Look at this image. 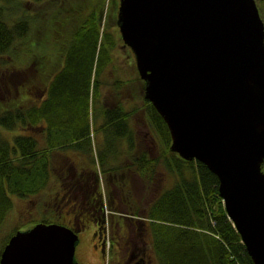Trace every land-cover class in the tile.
<instances>
[{
  "label": "water",
  "instance_id": "water-1",
  "mask_svg": "<svg viewBox=\"0 0 264 264\" xmlns=\"http://www.w3.org/2000/svg\"><path fill=\"white\" fill-rule=\"evenodd\" d=\"M145 97L171 150L217 174L229 217L264 264V19L257 0H120ZM79 232L40 221L19 229L0 264H79Z\"/></svg>",
  "mask_w": 264,
  "mask_h": 264
},
{
  "label": "trees",
  "instance_id": "trees-1",
  "mask_svg": "<svg viewBox=\"0 0 264 264\" xmlns=\"http://www.w3.org/2000/svg\"><path fill=\"white\" fill-rule=\"evenodd\" d=\"M74 1L64 0L63 6ZM85 1L88 0H83V6L72 4L70 7V15L79 13L82 20L78 32H66L70 39L69 45L76 36L77 39L68 47L69 69L63 78L52 83V90H48L47 97L40 104L8 109L0 118V126L26 131L14 135L13 141L5 134H0V229L14 205L10 192L22 198L43 194L41 191L46 190L50 180L51 158L59 152L54 147L70 137H76L77 146L80 147L86 140L84 134L89 132V96L98 43L100 68L97 66L93 93H98L101 87L98 76L102 74L103 58L112 61L116 53L108 52V48L104 47L101 41L104 37L110 40V47L115 43L105 28L101 32L100 26L95 23L93 11L83 13L88 9ZM257 1L264 19V0ZM111 3L115 9V1ZM59 14L60 11H56L48 23H54L62 29ZM29 19L22 17L11 22L10 18L0 13V54L12 53L11 61L15 56L14 50H18L14 42L19 37L24 39L29 33V22H32ZM13 71L9 66L5 75ZM147 106L150 124L159 133L164 150L159 156L148 157L145 166H149L148 171L153 173L155 167L162 164L175 177L172 187L163 190L154 199L147 214L150 243L158 264H255L234 221L228 215L219 193L217 174L204 162L186 160L172 151V137L167 123L149 100ZM120 108V105L116 107L117 119L108 121L107 124L111 126L107 127L116 138H128L134 131L128 121L129 115ZM262 168L264 170V162ZM40 221L52 222L48 219ZM19 229L16 228L4 242L0 258L9 238Z\"/></svg>",
  "mask_w": 264,
  "mask_h": 264
},
{
  "label": "rangeland",
  "instance_id": "rangeland-1",
  "mask_svg": "<svg viewBox=\"0 0 264 264\" xmlns=\"http://www.w3.org/2000/svg\"><path fill=\"white\" fill-rule=\"evenodd\" d=\"M63 1L64 0H41L34 3L33 0H16V2L14 1L12 3H6L4 0H0V13H2L5 18H10L11 22L22 17H30L29 20L32 21L29 22V33L25 35L24 39L19 37L20 39L18 38L16 42H14L15 45L13 44L18 48V50H14L15 52L13 51L15 55L14 59L11 61L13 57L12 53L0 54V71L2 73L6 72V69H9L10 66L11 71H17V69H19L18 71H23L21 74L26 76L22 79V76L20 77L19 73H17L16 80L21 79V81L12 82L9 81L10 78L8 77H5V80L2 79L3 83L0 81V118L4 116L3 114L6 113L8 109H15L22 106L28 108L32 104L38 105L46 96L48 71V68L46 69V54L51 53L48 54V57H52V60L56 62L57 46L60 47L61 43H66L65 40H68L69 44L70 39L66 32L71 31L72 33H75L79 25H81L80 23L82 20L81 14L76 13L72 16L69 12L72 4L83 6V0H75L69 5H65V7L63 6ZM112 1L113 0L85 1V3L88 4V9L86 12H83L84 14H87L92 10L95 16V23L100 26L101 32L105 28L109 34V37L112 38L114 40L113 42L115 43L110 47L108 45L110 40H108L106 37L101 39L104 47L108 48L107 51L116 54L114 55L112 61L106 59V57L103 58L104 65L100 71L102 74L98 76L103 84L101 85L100 83L101 87L99 85L100 88L98 96L103 99L102 102H104V99H106L110 94L109 98H111L113 105L116 107H119L120 105L123 109L129 111V118L127 116L129 124L131 128L135 130V135L139 136L136 138V140L141 138L139 135L140 131L146 132V136L144 137L146 140L148 139V141L145 140L143 144L146 145V143H148V157L151 156V158H153L155 156L161 155L160 152L164 150V145L159 133L152 128L148 118L147 100L144 99V87L146 85L145 80L139 74L132 50L130 47L122 44L124 42L121 38L117 24L120 0H114L115 9H117L116 12L111 3ZM32 11L33 14H31ZM56 11H60V17L58 19H60L59 22L62 23L61 27L63 26L61 32H59L58 28H56L57 26H55L54 23H52V25L48 23V21L52 20V15L56 14ZM75 38L77 39V36ZM74 39L69 46L73 44ZM78 41H80V39ZM99 48L100 42L98 43V50L96 52L97 56L94 62V68L92 72L93 80L91 93L89 96L88 122L89 131L91 133L90 139L92 140V150L90 149V146H86L85 149L82 150L84 151V154H79L81 159H85L87 157L90 160L91 165L97 169V171H99V177L102 182V186L103 188L104 186L107 188L108 194L109 187L113 185H110L109 183V177L112 175V173L104 169V161L106 162L108 159L114 160L118 155L124 152L127 137H117L116 141H112L110 139L106 140V142L103 141L105 140L106 136L102 133L103 131L101 129L99 120L102 121L104 119V116L102 115L104 110L102 111V108H104L105 105L104 103L102 104L99 102L98 105H102V108L96 107L95 97L97 93H93L97 66L100 68L98 64ZM67 58L69 57L67 56ZM36 62L39 63V66L42 69L39 86L36 84ZM65 67L68 68V63ZM115 74H117V77L119 78L117 85H114ZM104 81H107V87L106 84L104 85ZM106 92L108 93L106 94ZM12 102L15 103L11 108H9ZM117 115V110H115L111 119H117ZM103 122L104 121H102V124ZM0 131V134H5L7 137L9 136L10 139H13L14 135L20 134L21 132H26L19 128L10 129L4 126H0ZM100 135L102 137H100ZM128 141L130 142L129 139ZM56 156L61 157L58 154H56L55 157ZM62 158H64L63 155ZM114 178L117 182V177ZM142 178L145 181V185H140L138 188H135V194H132V200L134 201V198L136 197L138 202L131 203L129 206V214L131 217L135 216L133 219H137L138 216H142L146 221H148L147 214L150 205L154 202V199L163 192V190L172 187L175 177L170 174V172L167 171L166 168L161 164L155 167L153 173H150V171H148V174L143 173ZM10 194L14 200V205L8 212V215L0 229V250L2 249L7 238L18 227L21 229H26L27 227L33 226L36 222L42 219H48L53 222L66 224V220L63 216H60L54 211L45 209L44 204H42L43 199H39L40 201H38V203H34L31 202V200L35 196L22 198L16 193L10 192ZM45 194L46 193H43L41 196H44ZM147 199L148 201H146ZM132 223L133 222H130V224ZM137 227L139 226L134 227V224L131 226L134 235L137 233ZM114 229L118 230V224L114 225ZM94 235L93 226H88L85 230H82L79 233L80 241L76 249V259L79 264H107V262H104L103 260H99L98 263L99 256L93 246L95 237Z\"/></svg>",
  "mask_w": 264,
  "mask_h": 264
},
{
  "label": "flooded vegetation",
  "instance_id": "flooded-vegetation-1",
  "mask_svg": "<svg viewBox=\"0 0 264 264\" xmlns=\"http://www.w3.org/2000/svg\"><path fill=\"white\" fill-rule=\"evenodd\" d=\"M58 30L61 32V29L58 28ZM65 41L66 43H61L60 47L57 46L56 62L47 55V90L51 91L52 83L62 79L66 73L67 67L65 66L69 59L67 58V56L69 57V44L68 40ZM18 70L13 71L10 75H5V72L0 71L1 83L5 77L10 78L9 81L12 82L21 81V79L16 80L17 73L20 77L22 76V79L26 77L21 74L23 71ZM109 95L104 99V102L100 97L96 102V107L102 108V105H98L99 102L105 105L102 108V111L104 110L102 112L103 124L99 120L102 133L106 136L103 140L105 142L108 139L116 141L113 131L110 133L107 127L108 125L111 126L107 122L111 120L113 112L116 110V106L113 105ZM133 131V134L126 140L124 152L114 160L104 161V169L112 173L109 177V183L113 185L109 187L108 194L107 188L102 186L99 171L91 165L87 157L83 158L84 160L81 159L80 154H84L82 150L86 146H90L92 150V140L90 137H86L85 142L80 147L76 145L79 156L66 152L61 153L60 151L55 153L61 157L53 156L54 158H51L50 180L46 188V196H41V194L31 200V202L38 203L39 199H43L42 204L46 210L54 211L63 216L66 224L79 233L88 226H93V234H95L93 246L99 256L98 263L99 260L104 261L108 257L109 264H158L150 243L148 221L142 216L133 219L135 216L131 217L129 214L131 203L138 202L136 197L134 201L132 200V194H135L136 187L145 185L142 177L143 173L148 174L149 169V166H145L149 156L148 143L143 144L146 140L144 137L146 132L140 131L141 138L136 140L139 136L135 135L134 129ZM100 137L102 136L100 135ZM114 177H117V182ZM130 222H133L134 227L139 226L136 228L137 233L135 235ZM115 224H118V230L114 229Z\"/></svg>",
  "mask_w": 264,
  "mask_h": 264
},
{
  "label": "bare ground",
  "instance_id": "bare-ground-1",
  "mask_svg": "<svg viewBox=\"0 0 264 264\" xmlns=\"http://www.w3.org/2000/svg\"><path fill=\"white\" fill-rule=\"evenodd\" d=\"M31 2V1H30ZM31 3H33V2H31ZM257 3H258V1H257ZM258 7H259V3H258ZM259 10H260V7H259ZM31 14H33V11L31 12ZM119 27V26H118ZM119 31H120V29H119ZM121 34V33H120ZM121 38H122V36H121ZM123 40V39H122ZM123 42H124V40H123ZM123 45H125V46H127V47H130V45H128L127 43H122ZM130 49H131V47H130ZM132 50V49H131ZM132 52H133V50H132ZM49 54V53H48ZM48 54H46V58H47V55ZM133 54H134V52H133ZM134 58H135V54H134ZM35 69H36V71H37V76H36V84H37V86H39L40 85V78H41V75H42V72H41V70H40V66H39V63L38 62H36V64H35ZM107 71V70H106ZM66 72H67V70H66ZM106 73V72H105ZM118 82H119V78L118 77H114V85H117L118 84ZM103 83L101 82V85H102ZM104 84H107V81H104ZM100 85V86H101ZM104 86V85H103ZM47 95H48V90H47V94H46V96H45V98L47 97ZM97 95H98V93H97ZM99 98V96L97 97V99ZM146 98V97H145ZM146 100H149L148 98H146ZM150 101V100H149ZM96 102H97V100H96ZM151 102V101H150ZM152 103V102H151ZM153 104V103H152ZM156 108V107H155ZM121 109V108H120ZM53 110V109H52ZM124 113H126L127 115H130V113H129V111H127V110H125V109H121ZM162 116V115H161ZM163 117V116H162ZM125 119V117H123L122 118V120H124ZM163 119H164V117H163ZM165 120V119H164ZM165 122H166V120H165ZM167 123V122H166ZM90 131L89 132H87V133H85L84 134V137H91L90 136ZM76 145H77V138L76 137H70V138H67L65 141H61L58 145H56L55 147H54V149H56V150H59L61 153L62 152H66L67 154H74V155H78V152H79V150L77 149V147H76ZM175 152V151H174ZM47 192V190H42L41 191V193H46ZM220 193V192H219ZM104 194V193H103ZM107 195V194H106ZM221 195V194H220ZM222 197V196H221ZM223 198V197H222ZM223 201H224V199H223ZM224 204H225V201H224ZM226 207V206H225ZM38 222H40V221H38ZM37 223V222H36ZM238 230V229H237ZM109 259H108V257L104 260V262H107V264H109V261H108Z\"/></svg>",
  "mask_w": 264,
  "mask_h": 264
},
{
  "label": "crops",
  "instance_id": "crops-1",
  "mask_svg": "<svg viewBox=\"0 0 264 264\" xmlns=\"http://www.w3.org/2000/svg\"><path fill=\"white\" fill-rule=\"evenodd\" d=\"M9 137V136H8ZM11 141H13L12 139H11Z\"/></svg>",
  "mask_w": 264,
  "mask_h": 264
}]
</instances>
